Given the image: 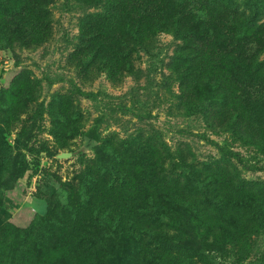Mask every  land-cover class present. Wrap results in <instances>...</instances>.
Masks as SVG:
<instances>
[{
    "label": "trees",
    "instance_id": "trees-1",
    "mask_svg": "<svg viewBox=\"0 0 264 264\" xmlns=\"http://www.w3.org/2000/svg\"><path fill=\"white\" fill-rule=\"evenodd\" d=\"M56 1L0 0V48L47 42ZM65 1L95 10L79 24L76 64L87 77L137 80L141 53L171 35L179 43L167 65L170 113L195 116L264 155V5L245 14L232 0ZM22 93L33 99L32 91ZM107 142L99 162L62 191L57 217L36 216L35 232L19 230L3 242L12 248L5 264H219L247 256L264 233V194L243 201L249 208L239 216L206 222V209L224 204L216 169L205 172L193 154L174 156L142 135ZM163 182L175 188L162 189ZM77 223L70 239L66 226ZM65 233L74 244L62 249ZM53 251L59 256L46 261Z\"/></svg>",
    "mask_w": 264,
    "mask_h": 264
},
{
    "label": "rangeland",
    "instance_id": "rangeland-1",
    "mask_svg": "<svg viewBox=\"0 0 264 264\" xmlns=\"http://www.w3.org/2000/svg\"><path fill=\"white\" fill-rule=\"evenodd\" d=\"M232 1L245 14L264 5V0ZM93 11L57 0L49 9L53 22L47 42L39 46L15 42L13 49L0 48V264L12 250L3 242L16 231L28 235L36 230L31 224L36 216H58L62 191L99 162L107 140L142 135L152 144L161 141L174 156L178 151L193 154L205 172L216 169L224 204L220 212L207 208L206 222L239 216L249 208L243 201L264 194V155L228 134L213 132L195 116L170 113L164 93L167 65L179 43L173 36L159 35L152 51L141 53L137 80L127 76L115 84L105 73L86 76L90 71L76 64L79 24ZM263 57L260 52L259 59ZM25 89L33 92V99L22 93ZM175 185L163 182L161 187ZM66 227L70 239L78 236L79 223ZM68 236L62 249L74 244ZM58 256L53 251L45 260ZM217 262L264 264V233H259L247 256Z\"/></svg>",
    "mask_w": 264,
    "mask_h": 264
}]
</instances>
